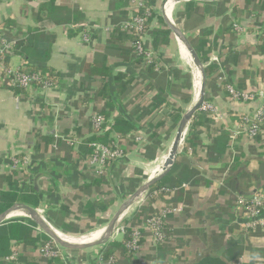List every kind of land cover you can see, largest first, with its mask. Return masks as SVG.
<instances>
[{
  "label": "crops",
  "instance_id": "crops-1",
  "mask_svg": "<svg viewBox=\"0 0 264 264\" xmlns=\"http://www.w3.org/2000/svg\"><path fill=\"white\" fill-rule=\"evenodd\" d=\"M130 5L0 0L3 37L16 43L7 66L27 64L56 78L53 87L24 94L0 83V193L37 196L33 209L60 235H102L124 203L161 174L180 123L201 93L200 73L169 20L207 59L204 103L214 111L194 114L165 191H149L122 217L120 225L141 232L136 258L125 255L126 235L119 234L101 246L64 252L71 259L62 257L61 264H93L112 242L122 243L119 264H264V223L247 228L236 209L237 196L264 194V127L252 139L244 123L264 105V0H151L147 39L162 58L161 70L133 60V37L119 29ZM29 41V53L36 46L50 50L47 62L23 51ZM228 86L249 98L233 99ZM97 113L107 122L101 133L93 129ZM115 137L123 156L99 174L93 145ZM165 211L166 239L158 242L150 220ZM17 212L7 221L28 218ZM32 250L14 245L0 264H49Z\"/></svg>",
  "mask_w": 264,
  "mask_h": 264
},
{
  "label": "built area",
  "instance_id": "built-area-1",
  "mask_svg": "<svg viewBox=\"0 0 264 264\" xmlns=\"http://www.w3.org/2000/svg\"><path fill=\"white\" fill-rule=\"evenodd\" d=\"M151 0H131V5L128 9L130 12L129 18L120 25L119 29L125 33L133 34L137 37L133 41L132 45V54L133 60L136 62H141L147 65L148 67H153L156 70H161L163 67L162 58L157 54L149 40L147 39L148 30H146V26L149 23L151 16V8H150ZM143 12L142 14H140ZM235 29L238 32H241L242 29L235 25ZM90 35H86L85 41L90 42ZM262 42L264 43V30L262 31ZM0 69L2 71V75L0 76V83L11 88H23L25 90H32L33 83L38 89H49L54 86L52 81L45 79L42 76L41 72H36L33 74H28L24 72V66L19 70L12 69L7 66L6 56L13 50L15 46V42H8L5 37H3V30L0 28ZM216 59V58H215ZM217 60V59H216ZM227 91L233 99L249 98L248 95H244L240 90L235 87L228 86ZM201 111H214L213 107L210 104L203 103L200 107ZM245 127L247 128V132L250 134L252 139H254L264 127V105L261 110L254 115L253 119H245L244 121ZM107 127V122L103 113H97L93 118V129L97 132H103ZM73 143L78 144V140L75 139ZM123 156L122 149L120 147V138L115 137L111 144L109 145H93V152L91 157L93 162L97 166V170L99 174H105L108 172V168L111 162L121 159ZM16 165H20L19 161H15ZM165 189L162 190L164 192ZM158 194V193H157ZM156 194V195H157ZM238 202L236 209L243 215L241 218L243 219L244 225L247 228H252L257 224H263V212H264V194L256 193L250 198H246L244 196H237ZM176 211V209H170L169 212ZM166 211L160 215L157 219L150 220L154 237L156 241L164 242L166 237L164 234V222H165ZM125 226L119 225L117 228V233L125 234ZM39 230V229H38ZM40 231V230H39ZM142 235L140 230L133 228L131 230V234L129 236V240L124 244V248L126 250V256L129 258H136L140 246H141ZM54 245L57 249L54 248ZM42 255L47 260H55L59 256L62 255L63 260L71 259V257H67L62 250L58 248L55 243H47L44 246ZM65 256V257H64ZM12 261H16V257L13 256L11 258ZM116 260L111 258L109 261H105L103 258H99L93 264H115ZM69 264H84L79 262L69 263Z\"/></svg>",
  "mask_w": 264,
  "mask_h": 264
},
{
  "label": "trees",
  "instance_id": "trees-1",
  "mask_svg": "<svg viewBox=\"0 0 264 264\" xmlns=\"http://www.w3.org/2000/svg\"><path fill=\"white\" fill-rule=\"evenodd\" d=\"M141 12L140 14H142ZM153 20V14L151 13L150 20L148 25L146 26V30L150 29L151 21ZM168 32H171L170 30ZM168 32H161V36H168ZM159 35V33H158ZM130 36L133 37V41L137 37H135L133 34H130ZM163 36V37H164ZM21 47L23 48V51L31 57L32 53L35 52L37 54L38 60L41 62H47L50 57V50L43 49L41 47L36 46L35 51H31L30 53L28 52L30 49L34 47V45L29 41L28 43L23 46V43L21 44ZM200 59L202 63H206V57L202 56L199 53ZM24 72L28 74H33L36 72H41L42 76L45 77V79L52 81L55 84V76L51 72H43L38 69H33V67L28 66L27 64L24 65ZM33 89H38L35 86V83H33ZM14 91L21 92V93H26L27 90L23 88H11ZM32 89V90H33ZM171 174H169L165 179L162 181L158 182L153 186V188L150 190V192H161L164 188V185L167 183L169 177ZM23 204L26 206H29L31 208L37 209L39 207V200L37 199V196L35 195H21L19 191H13L10 193H0V215L13 207L15 204ZM122 226H125L122 224ZM36 223L32 221L31 219L25 218V219H12L4 223L0 227V260L2 258H6L12 255V248L14 245L17 244H23L25 246H28L30 249L37 250V253L39 255L42 254L44 246L47 243H54L47 235L42 233L41 231L36 229ZM131 229L125 228V240L124 244L126 241L129 240V236L131 234ZM108 250L104 252L103 259L105 261H109L111 258H114L116 260L115 264H119V256H121L118 253L119 248L122 247V243L118 242H112L108 245ZM54 248L57 249L54 245ZM32 250V251H33ZM33 253V252H32ZM125 255H126V250H125ZM62 255L59 256L56 261H50L49 264H61L62 263ZM214 260L211 259H206L202 261L200 264H211ZM19 264H25L24 262H21Z\"/></svg>",
  "mask_w": 264,
  "mask_h": 264
},
{
  "label": "water",
  "instance_id": "water-1",
  "mask_svg": "<svg viewBox=\"0 0 264 264\" xmlns=\"http://www.w3.org/2000/svg\"><path fill=\"white\" fill-rule=\"evenodd\" d=\"M169 1H183V0H168ZM200 1H207V2H214L218 0H200ZM168 26L173 31V33L176 35V37L184 44V46L188 49L192 59L194 60V64L200 73V77L202 80V88L201 93L199 96V99L196 103V105L189 111L182 119L179 129L177 131L176 137L173 141V144L171 146V149L169 151V156L167 160L165 161V165L163 168V171L161 174L150 180L148 183H146L141 189H139L127 202L124 203V205L121 207V209L118 211V213L115 215V217L112 219V221L108 224V226L103 231L100 238L92 243L86 244V245H80V246H70L66 243L62 242L60 238L58 237V233L45 219L42 217L35 209L23 205V204H15L13 207L5 211L0 215V226L3 225L5 221L9 219V217L17 212L21 211L26 214L28 218H30L32 221H34L38 229L42 231L44 234H46L57 246L60 250L66 253H77L80 251H84L87 249H91L93 247L101 246L103 244H106L110 241V239L113 237L114 232L117 230L119 225L121 224L122 217L124 214L142 197H144L155 184L162 181L174 168L177 161V156L179 153V150L181 146L185 142L186 134L189 128V125L194 117V114L200 109L202 104L205 102V91H206V71L204 64L200 60V57L198 56L197 52L195 51L194 47L191 45L190 41L187 39V37L180 31L171 21L167 20Z\"/></svg>",
  "mask_w": 264,
  "mask_h": 264
},
{
  "label": "bare ground",
  "instance_id": "bare-ground-1",
  "mask_svg": "<svg viewBox=\"0 0 264 264\" xmlns=\"http://www.w3.org/2000/svg\"><path fill=\"white\" fill-rule=\"evenodd\" d=\"M171 5V4H170ZM173 8V7H172ZM171 8H170V13H171ZM184 46V45H183ZM185 47V46H184ZM186 48V47H185ZM186 50L188 51V49L186 48ZM188 53H189V51H188ZM189 55H190V53H189ZM191 56V55H190ZM192 58V57H191ZM193 60V59H192ZM194 61V60H193ZM199 77L200 76H198V73L196 74V81H197V85L196 86H198V88L200 87V83H199ZM201 86H202V80H201ZM200 91H201V89H200ZM199 96H200V93H199ZM198 99H199V97H198ZM197 99V100H198ZM197 102V101H196ZM139 202V201H138ZM18 213V212H17ZM20 213V212H19ZM14 214V213H13ZM12 214V215H13ZM15 215H17L16 213H15ZM101 236V232H96V231H94V233H92V234H90V235H87V236H85V237H81V238H73V237H68V236H64V235H60V234H58V237L60 238V240L62 241V242H64V243H66L67 245H70V246H80V245H86V244H89V243H92V241L94 242V241H96V240H98L99 239V237ZM89 242V243H88Z\"/></svg>",
  "mask_w": 264,
  "mask_h": 264
},
{
  "label": "rangeland",
  "instance_id": "rangeland-1",
  "mask_svg": "<svg viewBox=\"0 0 264 264\" xmlns=\"http://www.w3.org/2000/svg\"><path fill=\"white\" fill-rule=\"evenodd\" d=\"M89 234V233H88ZM119 235V233H117V230L114 232V236L117 237ZM84 236V235H81Z\"/></svg>",
  "mask_w": 264,
  "mask_h": 264
}]
</instances>
